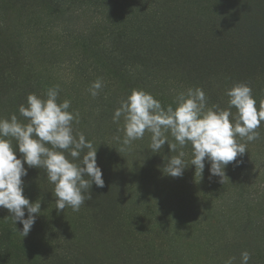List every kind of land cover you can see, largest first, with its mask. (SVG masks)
Here are the masks:
<instances>
[{"label": "trees", "instance_id": "trees-1", "mask_svg": "<svg viewBox=\"0 0 264 264\" xmlns=\"http://www.w3.org/2000/svg\"><path fill=\"white\" fill-rule=\"evenodd\" d=\"M261 5L264 0H0V118L15 114L19 122L27 124L18 108L27 106L29 94L46 99L47 91L58 87L57 103H62L71 100V92L79 93L77 108L70 105L68 109L76 116L74 134L83 133L94 149L113 151L123 145L142 169L157 168L173 155L168 144L152 152L151 133L146 131L142 139L124 145V119L114 122L115 110L133 90L177 105L181 92L201 88L206 95V110L213 106L230 110L232 120L237 109H229L227 90L246 84L253 93L264 86V58L246 37L245 25L255 19L264 21L262 13L256 12L263 9ZM98 78L103 86L93 97L89 89ZM239 143H246L245 153L250 158L261 144L258 139ZM20 156L17 151V158ZM192 158L191 149L186 160L191 162ZM234 164L225 171L234 174ZM102 173L105 186L94 189L93 184L89 189L92 199L81 205L89 206L82 208L89 219L88 228L95 231L98 218L101 223L96 224V233L88 230L91 236L117 228L131 238L144 221L164 234L162 214L132 199L131 194L120 193ZM187 176L197 184L205 180L191 172ZM46 178L43 168H28L27 176L22 177L41 199L55 197L54 185L46 183ZM245 199L244 229L264 236L260 231L264 228L251 211L255 199ZM35 215L34 226L23 237L17 231L22 225H14L8 210L0 208V220L20 240L12 243L13 249L30 252L36 244L41 253H46L41 258L45 264H83L78 258L82 240H70L65 235L61 239L57 235L59 226H50L43 210ZM141 251L149 260L150 253L156 251L157 264H167L162 245ZM6 256L9 262L3 264L21 259L0 236V257Z\"/></svg>", "mask_w": 264, "mask_h": 264}, {"label": "rangeland", "instance_id": "rangeland-1", "mask_svg": "<svg viewBox=\"0 0 264 264\" xmlns=\"http://www.w3.org/2000/svg\"><path fill=\"white\" fill-rule=\"evenodd\" d=\"M260 8L263 9H257L256 12L264 16V5ZM245 25L248 33L246 37L250 39L256 52L264 58V21L255 19ZM78 94L71 92V100L66 99L74 108L78 106ZM252 96L259 110L260 102L264 101V86L253 92ZM153 97L165 109L169 105L174 109L177 106L165 98ZM77 111L79 112V109ZM256 131L260 134L258 140L261 143L256 152L251 158L246 153L242 157L238 156L237 160L241 163L234 164V174L225 171L223 182L220 177L210 176V165L207 161L201 175L199 169L196 170L195 166L186 160L192 149L190 144L184 147L177 144L176 150L171 151L173 155L164 164L152 170L142 169L135 156L129 154L123 145L114 147L113 151L109 148H95L98 166L120 193L125 196L131 194L132 199L145 203L147 208L162 214L166 226L164 234L158 231L159 227L144 221L138 232L131 234V238L117 228L113 232L106 230L105 234L96 236L93 233L91 236L92 232L96 233V224L101 223L99 218L96 221L94 219L95 231L94 227L92 230L88 228L89 219L83 210L89 207L88 204L84 205L83 209L80 207L79 211L66 207L58 212L55 208L56 197L37 198L35 191H32V187L28 186L24 179L23 195L30 202L41 203L46 222L53 227L59 226L57 229L60 234L57 235L61 239H64L62 235H65L64 237L68 236L70 240H82L78 258L83 264H147L148 261L157 264L156 251L154 255L150 253L149 260L144 255L145 252L140 250L149 246L156 248L159 245L166 251L167 264H177L172 259L174 256L170 250H173L179 264H229V261L231 264H242L241 254L245 251L250 255L248 264H264V236L244 229L243 225V202L246 201L245 198L252 197V200L255 199L251 207L252 214L264 228V122ZM169 136V141L176 143L170 133ZM241 140L243 139L239 138L238 142ZM180 151L185 153L182 159L186 167L182 176L172 177L165 174L163 169L168 161L178 156ZM190 172L202 176L205 180H200L197 184L187 176ZM46 183H50L47 178ZM93 188L96 189L95 184ZM230 197L231 201L228 200ZM88 230L91 231L90 234ZM260 231L264 232V229ZM13 233L6 222L0 220L2 240L11 245L12 250L21 258L14 260L13 264H45L41 258L46 253H41L36 244L30 248V252L20 250L19 247L13 249L12 243L20 241ZM7 258L8 256L0 257V264L9 262Z\"/></svg>", "mask_w": 264, "mask_h": 264}, {"label": "clouds", "instance_id": "clouds-1", "mask_svg": "<svg viewBox=\"0 0 264 264\" xmlns=\"http://www.w3.org/2000/svg\"><path fill=\"white\" fill-rule=\"evenodd\" d=\"M102 86L98 78L91 84L90 94L97 96ZM58 94V87L50 88L46 99L29 94L27 106L22 104L18 108L27 124L19 122L15 114L8 119L0 118V208L8 210L14 225L17 222L22 225V230L16 229L23 237L28 236L36 222L35 214L41 210L40 202H30L23 195L22 177L27 176L28 168L45 170L48 181L54 185L58 212L66 207L79 211L86 200L92 199L89 189L93 184L97 188L105 186L97 164V149L83 133L74 134L72 123L76 116L68 111L70 101L57 103ZM226 95L229 109H237L232 120L230 110H220L217 106L206 110V95L201 88H190L186 94L181 92L175 109L172 105L165 109L151 94L133 90L121 101L113 120L124 119V145L142 139L146 131L151 133L152 152L160 151L165 143L171 151L176 150L177 144L180 147L190 144L191 165L202 175L207 161L210 176L220 177L223 182L226 167L233 162L239 165L241 161L237 157L247 151L246 143H239L237 138L247 142L259 139L256 129L264 122V101L258 110L250 86L237 84ZM169 132L176 143L168 141ZM184 155L180 151L172 157L163 172L172 177L182 176L186 167ZM241 255L242 264H248L249 253L245 251Z\"/></svg>", "mask_w": 264, "mask_h": 264}]
</instances>
